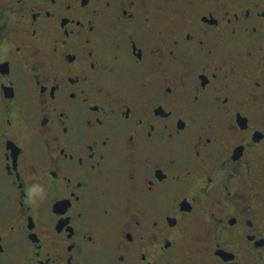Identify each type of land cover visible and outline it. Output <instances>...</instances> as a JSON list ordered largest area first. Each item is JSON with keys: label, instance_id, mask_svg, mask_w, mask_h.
<instances>
[{"label": "flooded vegetation", "instance_id": "af4514ba", "mask_svg": "<svg viewBox=\"0 0 264 264\" xmlns=\"http://www.w3.org/2000/svg\"><path fill=\"white\" fill-rule=\"evenodd\" d=\"M0 236V264H264V0H0Z\"/></svg>", "mask_w": 264, "mask_h": 264}, {"label": "snow or ice", "instance_id": "6c2138e0", "mask_svg": "<svg viewBox=\"0 0 264 264\" xmlns=\"http://www.w3.org/2000/svg\"><path fill=\"white\" fill-rule=\"evenodd\" d=\"M133 2H134V0H133ZM225 62H227V61H225ZM168 91L170 92L171 88H169ZM0 241H2V236H0ZM0 247H2V244H0ZM144 259L147 260V256H145Z\"/></svg>", "mask_w": 264, "mask_h": 264}]
</instances>
